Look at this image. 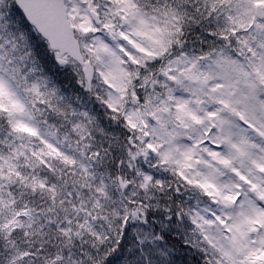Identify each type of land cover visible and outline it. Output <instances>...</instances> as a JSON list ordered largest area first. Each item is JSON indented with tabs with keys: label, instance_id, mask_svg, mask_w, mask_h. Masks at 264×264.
Segmentation results:
<instances>
[{
	"label": "snow or ice",
	"instance_id": "snow-or-ice-1",
	"mask_svg": "<svg viewBox=\"0 0 264 264\" xmlns=\"http://www.w3.org/2000/svg\"><path fill=\"white\" fill-rule=\"evenodd\" d=\"M0 264H264V0H0Z\"/></svg>",
	"mask_w": 264,
	"mask_h": 264
}]
</instances>
